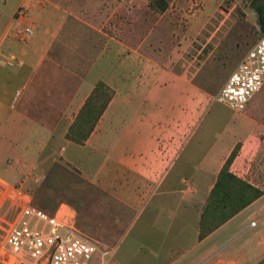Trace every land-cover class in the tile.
I'll return each instance as SVG.
<instances>
[{
	"label": "crops",
	"instance_id": "obj_1",
	"mask_svg": "<svg viewBox=\"0 0 264 264\" xmlns=\"http://www.w3.org/2000/svg\"><path fill=\"white\" fill-rule=\"evenodd\" d=\"M78 1L0 0V166L7 158L41 161L47 173L38 180L45 178V188L57 185L60 192L48 204L57 207L47 213L70 214L83 237L111 254L109 263L264 264V194L198 239L202 209L237 145L230 172L264 191V176L253 167L264 159V112L225 107L227 117L221 111L212 115L214 99L191 78L164 67L145 40L108 36L82 73L73 70L61 57V33L65 27H97L93 10L101 4L85 0L82 8ZM137 2L126 9L130 15L152 13L148 0ZM23 4L29 8L25 20L16 17ZM26 26L32 35L24 33ZM98 82L114 97L85 144L76 145L66 133ZM81 159L89 170L82 172ZM75 172L96 196L93 203L107 202L106 225L98 219L92 227L96 237L117 242L147 206L159 233L141 235L142 247L120 258L116 244L102 247L78 224L79 191L68 179Z\"/></svg>",
	"mask_w": 264,
	"mask_h": 264
},
{
	"label": "rangeland",
	"instance_id": "obj_2",
	"mask_svg": "<svg viewBox=\"0 0 264 264\" xmlns=\"http://www.w3.org/2000/svg\"><path fill=\"white\" fill-rule=\"evenodd\" d=\"M137 1L139 0H100V8L93 10L95 15L92 19L97 27H65L61 39L65 41L66 46L60 51L67 66L82 73L108 36L121 40L130 39L134 43L145 40L147 46L153 47L161 54L164 67L172 68L176 73L205 86L207 92H203L212 102L231 72L257 38L263 35L258 24L256 7L264 4V0H167L169 6L163 14L152 12L147 16L130 15L126 9L131 10L132 6H138ZM78 2L85 8V0ZM149 11L148 9V13ZM156 23L159 27H145ZM247 106L252 110L259 109V112H264V86ZM218 111L226 117L231 113L222 104L213 102L211 114ZM39 162L41 161L34 159H4L0 166V192L4 191V185L10 187L22 183L23 188L32 196V204L52 213L57 205L52 207L48 204L60 199V192L57 185L45 188V178L38 180L47 173L46 167H39ZM98 163L99 159H96L95 165ZM81 167L82 172L84 168H90L83 160ZM253 167H257L259 173L264 176V159L258 163L254 162ZM6 170L14 171L13 175L8 174ZM68 179H71L73 186L79 191L81 206L76 211L81 230L100 242L102 247L116 244L119 258L130 249L137 250L142 247L137 243L141 235L155 236L159 233L158 227L153 224L155 217L152 207L147 206L144 211L133 217L131 225L117 242L96 237L93 234V226H96L98 219L106 225L107 202L104 200L101 207H98L95 201L93 203L92 197L96 200V196L87 192L85 182L76 172ZM121 213L122 208L120 218ZM13 216L14 212L5 205L0 212V219L3 220L0 224V241Z\"/></svg>",
	"mask_w": 264,
	"mask_h": 264
},
{
	"label": "built area",
	"instance_id": "obj_3",
	"mask_svg": "<svg viewBox=\"0 0 264 264\" xmlns=\"http://www.w3.org/2000/svg\"><path fill=\"white\" fill-rule=\"evenodd\" d=\"M28 10L23 4L16 17L25 20ZM24 33L32 35L33 29L26 26ZM263 86L264 34L231 72L214 101L233 112H242ZM3 187L0 212L7 205L14 216L0 241V264H109L111 254L83 237L70 214L61 211L50 215L33 206L20 185Z\"/></svg>",
	"mask_w": 264,
	"mask_h": 264
},
{
	"label": "trees",
	"instance_id": "obj_4",
	"mask_svg": "<svg viewBox=\"0 0 264 264\" xmlns=\"http://www.w3.org/2000/svg\"><path fill=\"white\" fill-rule=\"evenodd\" d=\"M168 6L167 0H149L147 3V8L156 14H163ZM256 11L258 24L264 34V4L257 6ZM192 82L202 91L207 92L205 86L195 81ZM113 97L114 91L105 83L98 82L69 127L65 136L66 140L76 145H84ZM239 148L240 145H237L225 162L213 189L207 197L198 224L199 240L210 235L264 194L263 190L230 172V165L238 154Z\"/></svg>",
	"mask_w": 264,
	"mask_h": 264
}]
</instances>
